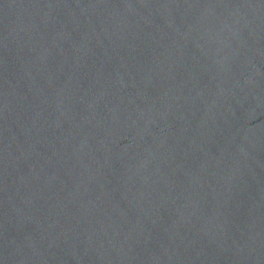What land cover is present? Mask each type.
<instances>
[{
  "label": "water",
  "instance_id": "1",
  "mask_svg": "<svg viewBox=\"0 0 264 264\" xmlns=\"http://www.w3.org/2000/svg\"><path fill=\"white\" fill-rule=\"evenodd\" d=\"M0 264H264V0H0Z\"/></svg>",
  "mask_w": 264,
  "mask_h": 264
}]
</instances>
